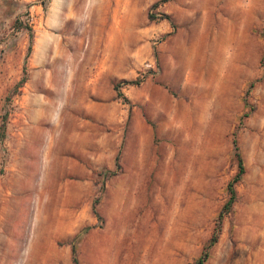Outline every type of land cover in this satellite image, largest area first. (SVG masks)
Instances as JSON below:
<instances>
[{"label":"rangeland","instance_id":"rangeland-1","mask_svg":"<svg viewBox=\"0 0 264 264\" xmlns=\"http://www.w3.org/2000/svg\"><path fill=\"white\" fill-rule=\"evenodd\" d=\"M4 113L0 264H264V0H0Z\"/></svg>","mask_w":264,"mask_h":264},{"label":"trees","instance_id":"trees-1","mask_svg":"<svg viewBox=\"0 0 264 264\" xmlns=\"http://www.w3.org/2000/svg\"><path fill=\"white\" fill-rule=\"evenodd\" d=\"M17 23V22H16ZM27 30L30 31V29L27 27ZM29 36H31V33L28 34ZM29 50V47H28ZM25 81V77H22L18 83L17 86H20L23 82ZM130 83L133 84H137L138 83V79L135 78L134 80L129 81ZM113 89L116 91L117 96H122V93L119 91L118 89V85L114 84ZM5 119H6V113L2 114L1 116V122H0V140L3 139L4 137V132H5ZM233 135V134H232ZM232 145H233V149H234V156L236 157L237 160V171L234 174V176L232 177V179L228 182L226 189L228 191V199L225 202V204L223 205V210L224 212H227L229 207L231 206V204L234 202V198H235V192L233 189V184L239 180L240 176L242 175V173L244 172V168L242 165V160L241 157L239 155L238 152V148L236 145V141H235V137H232ZM117 159H118V155L115 156L114 158V164L115 167L117 168ZM114 174L113 171H110L108 173V176H112ZM95 204L96 202H94L92 204V212L96 215V210H95ZM222 216V212H218L217 213V219L220 220ZM217 230H218V226H216L213 230V233L210 235V237L206 240L205 245L203 247V251L200 253V256H198L195 260V264H203V262L206 260L207 258V249L210 248L217 240ZM70 258H71V262L72 264H77V259H76V249H75V245L73 242L70 243Z\"/></svg>","mask_w":264,"mask_h":264},{"label":"bare ground","instance_id":"bare-ground-1","mask_svg":"<svg viewBox=\"0 0 264 264\" xmlns=\"http://www.w3.org/2000/svg\"><path fill=\"white\" fill-rule=\"evenodd\" d=\"M148 148H150V147H148ZM151 149V148H150ZM141 150V149H140ZM147 151H149V150H147ZM172 172V171H171ZM173 176V175H172ZM157 184V183H156ZM153 191H155V190H153ZM152 191V192H153ZM19 198V197H18ZM31 201V200H30ZM24 202V201H23ZM31 203V202H30ZM22 211H24V207H22L21 206V213H22ZM19 214V216H18V221L20 222L21 221V219L23 218V215L22 214ZM18 215V214H17ZM16 219H17V217H16ZM17 221V220H16ZM25 222V221H24ZM134 233V232H133ZM128 239V238H127ZM17 241V240H16ZM16 243V242H15ZM18 247V246H17Z\"/></svg>","mask_w":264,"mask_h":264}]
</instances>
